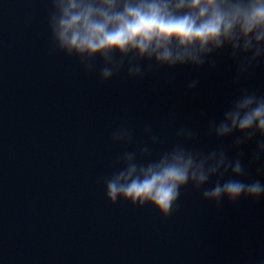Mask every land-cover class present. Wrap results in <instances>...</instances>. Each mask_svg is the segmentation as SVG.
Masks as SVG:
<instances>
[{
    "label": "water",
    "instance_id": "obj_1",
    "mask_svg": "<svg viewBox=\"0 0 264 264\" xmlns=\"http://www.w3.org/2000/svg\"><path fill=\"white\" fill-rule=\"evenodd\" d=\"M49 9V0H0V264L264 259V197L217 206L188 186L164 218L151 205L110 203L104 186L124 150L111 142L118 125L128 123L142 143L150 123L161 137L154 156L175 142L181 124L200 133L197 147H215L204 135L208 121L222 116L239 88L264 95V60L239 85L230 49L216 55L215 68H154L144 79L121 73L101 82L98 70L86 73L52 49ZM192 80L199 83L189 92ZM222 143L234 156L232 138ZM255 148V140L242 146L246 166ZM241 179L264 183V157Z\"/></svg>",
    "mask_w": 264,
    "mask_h": 264
},
{
    "label": "clouds",
    "instance_id": "obj_2",
    "mask_svg": "<svg viewBox=\"0 0 264 264\" xmlns=\"http://www.w3.org/2000/svg\"><path fill=\"white\" fill-rule=\"evenodd\" d=\"M50 44L75 58L86 73L98 70L101 82L125 73L144 79L154 68H215L217 54L230 49L237 70L233 83L252 74L264 60V0H49ZM99 58V65L97 63ZM197 80L186 84L191 92ZM137 142L126 122L111 134L123 147L115 170L105 178L106 199L144 208L151 205L164 218L176 211L181 190L191 186L205 201L219 206L224 198L264 197V183L245 182L247 169L264 157V95L239 88L219 119H210L204 135L215 147H197L200 133L188 124L175 131V142L153 155L161 137L150 123ZM259 137V139H257ZM232 138L234 156L222 143ZM256 148L244 162L242 146ZM228 177L225 179V177ZM215 178V183L206 187ZM258 264H264V259Z\"/></svg>",
    "mask_w": 264,
    "mask_h": 264
}]
</instances>
